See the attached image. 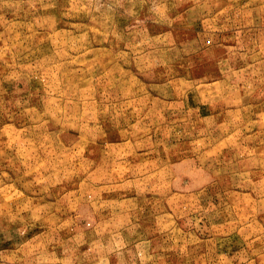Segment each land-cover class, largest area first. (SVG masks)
Segmentation results:
<instances>
[{"label":"rangeland","instance_id":"rangeland-1","mask_svg":"<svg viewBox=\"0 0 264 264\" xmlns=\"http://www.w3.org/2000/svg\"><path fill=\"white\" fill-rule=\"evenodd\" d=\"M0 264H264V0H0Z\"/></svg>","mask_w":264,"mask_h":264}]
</instances>
